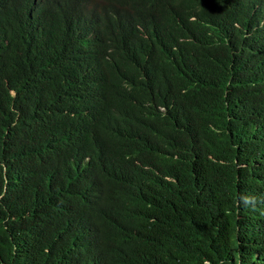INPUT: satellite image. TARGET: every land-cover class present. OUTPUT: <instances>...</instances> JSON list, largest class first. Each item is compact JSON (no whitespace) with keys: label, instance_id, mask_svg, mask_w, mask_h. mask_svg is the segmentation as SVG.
<instances>
[{"label":"clouds","instance_id":"obj_1","mask_svg":"<svg viewBox=\"0 0 264 264\" xmlns=\"http://www.w3.org/2000/svg\"><path fill=\"white\" fill-rule=\"evenodd\" d=\"M153 1L138 0L134 7L127 4L128 13L113 14L105 8H121V0H0V91L15 98L20 88L25 101L43 107L40 126L60 127L68 120L60 108L52 115L44 106L61 90L64 104L80 108L72 111V119L81 121L76 137L102 138L101 157L94 161L80 141L71 146V133L50 132L53 150L45 153L41 137L30 133L35 121L12 138L4 133L5 187L47 183L57 170L54 157L66 156L83 174L86 200L97 197L102 205L101 168L120 167L124 153L147 133L152 164L155 172L164 171L165 184L183 182L178 186L186 188L183 194L198 193L196 204L234 203L236 216L228 224L219 222L221 212L216 219L211 214L212 239L221 251L257 264L264 252V0H229L227 9L236 12L225 23L209 24L223 39L209 50L187 48L189 42L201 43L199 36H178V27L196 26L195 15L178 24L133 23L131 14L160 10ZM115 27L145 70L131 75L112 61ZM153 37L164 48L158 54L178 60L179 75L162 73L154 50H142L147 41L157 44ZM98 245L91 226L81 233L70 228L50 237L44 252L51 264H74Z\"/></svg>","mask_w":264,"mask_h":264},{"label":"trees","instance_id":"obj_2","mask_svg":"<svg viewBox=\"0 0 264 264\" xmlns=\"http://www.w3.org/2000/svg\"><path fill=\"white\" fill-rule=\"evenodd\" d=\"M121 8H105L113 14L126 11L127 4L134 7L138 0H121ZM229 0H154L153 6L160 10L148 16L131 14L133 23H156L166 21L178 24L195 15L194 27H178V36L185 39L202 38L201 43L189 42L187 48L198 50L214 49L223 39L210 29L209 24L225 23L227 15L236 11L227 9ZM209 3V4H208ZM213 3V4H212ZM214 6V7H213ZM128 13V12H127ZM113 44L112 61L127 73L134 75L142 66L141 60H135L130 49L121 43L122 32L114 28L110 34ZM154 38V37H153ZM146 42L142 50H154V59L162 73L179 75L181 69L178 60L171 56H161L164 50ZM63 85L64 83H60ZM170 81H165L168 87ZM3 85V84H2ZM44 107L52 115L59 114L60 108L68 120L60 127L40 126L44 115L43 107L33 101H25L20 88L15 98L8 91H0V139L4 133L14 137L31 122L36 126L30 133L38 134L43 140L44 152H52L50 132L71 133L74 148L80 141L87 155L96 161L102 154V138L92 133L87 137H76L75 125L79 121L72 119L74 108L63 102V93L55 96ZM148 134L139 136L123 157V163L114 170L111 164L101 168L103 184L100 200H86V188L83 174L69 163L66 156H55L57 170L45 184L25 189L5 187L0 173V264H51L45 255L47 240L59 232L91 226L100 245L92 255L84 253L77 256L74 264H247L233 252L221 251L212 239L211 214L219 222L228 224L236 216V207L232 201H206L195 203V198L183 194L185 187L169 186L163 182L164 171L155 172L152 164ZM209 153L219 158L217 149L211 147ZM243 176L245 168H237ZM145 180V181H144ZM184 181V180H183ZM147 186L145 188L143 184ZM226 187V186H225ZM153 195H148L152 193ZM126 192H129L128 195ZM257 264H264V252L256 257Z\"/></svg>","mask_w":264,"mask_h":264}]
</instances>
